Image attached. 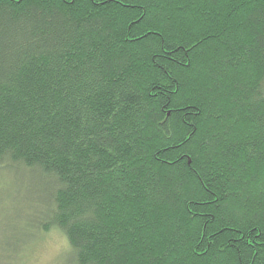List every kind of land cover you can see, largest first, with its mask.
Here are the masks:
<instances>
[{
	"label": "trees",
	"instance_id": "obj_1",
	"mask_svg": "<svg viewBox=\"0 0 264 264\" xmlns=\"http://www.w3.org/2000/svg\"><path fill=\"white\" fill-rule=\"evenodd\" d=\"M4 163L73 264H264V0H0Z\"/></svg>",
	"mask_w": 264,
	"mask_h": 264
},
{
	"label": "rangeland",
	"instance_id": "obj_2",
	"mask_svg": "<svg viewBox=\"0 0 264 264\" xmlns=\"http://www.w3.org/2000/svg\"><path fill=\"white\" fill-rule=\"evenodd\" d=\"M44 200L42 183L34 181L33 175L0 164L1 259L13 258L16 252L15 262L19 264H73L68 242L60 231L36 234L35 224Z\"/></svg>",
	"mask_w": 264,
	"mask_h": 264
}]
</instances>
